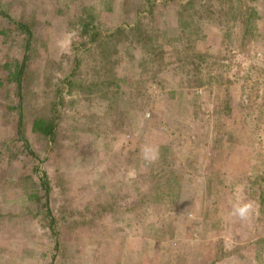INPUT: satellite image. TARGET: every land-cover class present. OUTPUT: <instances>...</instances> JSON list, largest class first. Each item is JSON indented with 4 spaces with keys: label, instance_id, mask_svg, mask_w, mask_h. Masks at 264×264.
<instances>
[{
    "label": "rangeland",
    "instance_id": "obj_1",
    "mask_svg": "<svg viewBox=\"0 0 264 264\" xmlns=\"http://www.w3.org/2000/svg\"><path fill=\"white\" fill-rule=\"evenodd\" d=\"M149 1L0 0V264H264V0Z\"/></svg>",
    "mask_w": 264,
    "mask_h": 264
},
{
    "label": "trees",
    "instance_id": "obj_2",
    "mask_svg": "<svg viewBox=\"0 0 264 264\" xmlns=\"http://www.w3.org/2000/svg\"><path fill=\"white\" fill-rule=\"evenodd\" d=\"M192 1H194V0H190L189 2H192ZM149 2H151V0ZM150 5L151 4H149V6ZM185 25H186V27H188L187 24H185ZM184 32H186V30ZM165 47L166 46L164 44H159V45H155L149 51V53L151 55H153L154 61L159 59L158 55H161V57L165 60L164 54L167 51V49ZM23 71H24V68H23V66H21L15 72L12 73L13 78H11V79H15V81H17V85H18L17 91H18L19 96H21L22 91H23L22 89H24L23 88L24 86L22 85V82H21L22 76H23ZM62 101L63 100L61 98H59V102L61 103ZM57 107H58L57 104L54 105V109L51 111L50 116L40 115V116L35 117L32 121V130L34 132L43 134L47 138L48 137L49 138L54 137L56 135L57 127L59 125V119H60V114H58V111L56 110ZM11 108L17 109L18 107L17 108L11 107ZM18 116L20 117V114ZM20 121H21V119H20ZM20 125H21V123L19 124V126ZM30 154L34 155L33 152ZM52 223H53V220H52ZM53 232L56 233V230H53Z\"/></svg>",
    "mask_w": 264,
    "mask_h": 264
},
{
    "label": "clouds",
    "instance_id": "obj_3",
    "mask_svg": "<svg viewBox=\"0 0 264 264\" xmlns=\"http://www.w3.org/2000/svg\"><path fill=\"white\" fill-rule=\"evenodd\" d=\"M254 210L252 202L239 203L233 207V214L241 220L248 219Z\"/></svg>",
    "mask_w": 264,
    "mask_h": 264
}]
</instances>
